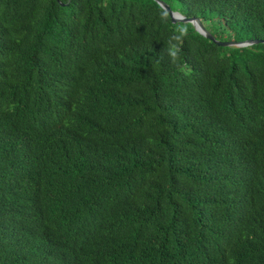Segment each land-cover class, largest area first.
Instances as JSON below:
<instances>
[{"label": "trees", "instance_id": "obj_1", "mask_svg": "<svg viewBox=\"0 0 264 264\" xmlns=\"http://www.w3.org/2000/svg\"><path fill=\"white\" fill-rule=\"evenodd\" d=\"M162 1L263 42L154 0H0V264H264V0Z\"/></svg>", "mask_w": 264, "mask_h": 264}, {"label": "water", "instance_id": "obj_2", "mask_svg": "<svg viewBox=\"0 0 264 264\" xmlns=\"http://www.w3.org/2000/svg\"><path fill=\"white\" fill-rule=\"evenodd\" d=\"M154 1L157 2L158 5H160L162 7V9L166 10L169 13V15L172 19V22L174 24L190 23L195 28V31H197L199 34H201L205 38L211 40L212 42H214L216 45H218L220 47L244 48V47H250V46H253V45H256V44L263 42L261 40H248V41H244V42L219 41L205 28L204 24L202 23V21L199 18L185 17L181 13L173 11L172 8L167 3H165L164 1H162V0H154Z\"/></svg>", "mask_w": 264, "mask_h": 264}, {"label": "clouds", "instance_id": "obj_3", "mask_svg": "<svg viewBox=\"0 0 264 264\" xmlns=\"http://www.w3.org/2000/svg\"><path fill=\"white\" fill-rule=\"evenodd\" d=\"M169 13L166 10L161 11L160 19L162 22H167ZM189 36V28L185 24H180L176 30L169 36L165 42L164 55L168 57L170 63L176 67L178 71L183 72L184 65L181 62V53L186 38Z\"/></svg>", "mask_w": 264, "mask_h": 264}, {"label": "rangeland", "instance_id": "obj_4", "mask_svg": "<svg viewBox=\"0 0 264 264\" xmlns=\"http://www.w3.org/2000/svg\"><path fill=\"white\" fill-rule=\"evenodd\" d=\"M220 38V41H232L231 39H230V35L229 34H225V36H220L219 37Z\"/></svg>", "mask_w": 264, "mask_h": 264}]
</instances>
